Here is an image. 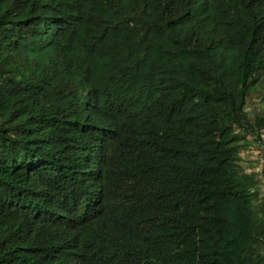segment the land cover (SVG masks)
Instances as JSON below:
<instances>
[{"label": "trees", "instance_id": "1", "mask_svg": "<svg viewBox=\"0 0 264 264\" xmlns=\"http://www.w3.org/2000/svg\"><path fill=\"white\" fill-rule=\"evenodd\" d=\"M251 96L264 0H0V264H264Z\"/></svg>", "mask_w": 264, "mask_h": 264}, {"label": "rangeland", "instance_id": "2", "mask_svg": "<svg viewBox=\"0 0 264 264\" xmlns=\"http://www.w3.org/2000/svg\"><path fill=\"white\" fill-rule=\"evenodd\" d=\"M246 109L248 113L256 109L264 115V100L258 96H251L247 99ZM247 146L241 151V165L245 174L254 172L259 180L262 192L264 193V132L260 140L247 136Z\"/></svg>", "mask_w": 264, "mask_h": 264}]
</instances>
